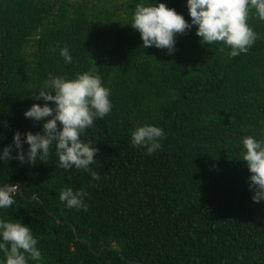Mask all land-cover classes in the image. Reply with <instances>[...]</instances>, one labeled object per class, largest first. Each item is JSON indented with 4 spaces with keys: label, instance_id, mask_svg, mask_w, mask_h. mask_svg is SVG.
Wrapping results in <instances>:
<instances>
[{
    "label": "trees",
    "instance_id": "1",
    "mask_svg": "<svg viewBox=\"0 0 264 264\" xmlns=\"http://www.w3.org/2000/svg\"><path fill=\"white\" fill-rule=\"evenodd\" d=\"M151 3L191 24L187 0H0V155L17 131L42 134L51 117L24 112L54 107L32 98L49 76L98 75L112 104L80 135L99 150L90 171L60 167L55 143L34 165L0 159V188L20 185L0 221L30 227L41 259L28 264H264V201L241 160L244 137L264 139V21L250 13L247 54L230 58L194 25L168 54L131 28ZM144 125L165 134L150 155L131 143ZM65 187L87 193V210L59 200Z\"/></svg>",
    "mask_w": 264,
    "mask_h": 264
},
{
    "label": "clouds",
    "instance_id": "2",
    "mask_svg": "<svg viewBox=\"0 0 264 264\" xmlns=\"http://www.w3.org/2000/svg\"><path fill=\"white\" fill-rule=\"evenodd\" d=\"M187 10L191 24L182 15L164 3L145 6L137 4L132 17L131 28L138 31L143 48L156 47L167 49L168 54L174 51L175 37L183 35L186 30L196 26V36L204 43H223L230 48L229 57L234 58L241 53L247 54L258 38V34L249 26L250 13L264 21V0H187ZM221 52L224 48L220 49ZM60 55L66 63L72 61L68 48L61 49ZM109 89L102 86L98 75L89 72L78 74L74 79L64 76H49L44 87L35 100L52 102L43 106L33 104L24 112L26 119L41 122L42 134L26 132L21 140V133L13 135L12 145L4 148L0 159H15L21 164L27 162L34 165L37 158L45 161L50 147L55 143V152L59 165L67 170L76 169L90 171L95 164L94 156L99 151L96 147L80 140L81 133L92 126L95 118L105 117L112 109L109 100ZM59 122L60 128L57 127ZM163 131L155 126L144 125L131 132L133 147H144L147 154L160 148L159 140L164 137ZM27 144V152L23 149ZM244 152L242 161L250 172L249 188L253 192L254 203L264 201V139L257 141L251 136L242 139ZM13 147L17 150L15 157L10 153ZM93 180H99L97 171L90 172ZM20 191L18 185H6L0 188V208H8L15 203L13 196ZM87 195L82 190L73 191L65 187L60 191L59 200L69 209L87 210L83 203ZM37 240L28 226L20 222L0 221V252L4 256V264H28V258L40 260L41 252L36 247Z\"/></svg>",
    "mask_w": 264,
    "mask_h": 264
},
{
    "label": "water",
    "instance_id": "3",
    "mask_svg": "<svg viewBox=\"0 0 264 264\" xmlns=\"http://www.w3.org/2000/svg\"><path fill=\"white\" fill-rule=\"evenodd\" d=\"M16 185H18V186L20 187V185H19V184H16Z\"/></svg>",
    "mask_w": 264,
    "mask_h": 264
}]
</instances>
